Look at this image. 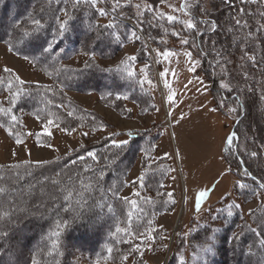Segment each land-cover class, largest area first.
I'll use <instances>...</instances> for the list:
<instances>
[{
    "label": "trees",
    "instance_id": "trees-1",
    "mask_svg": "<svg viewBox=\"0 0 264 264\" xmlns=\"http://www.w3.org/2000/svg\"><path fill=\"white\" fill-rule=\"evenodd\" d=\"M148 2L155 10L161 0H148ZM61 6L53 5V7ZM42 7H44L43 0H0V44H5L8 48L11 44L15 47V52H11L15 56L22 59L27 56L29 60L34 61L35 63L30 64L29 60H26L34 70L50 79L51 85L46 87L56 91L54 95L53 92H46L40 85L25 83V91L16 104L11 106L12 115L16 116L18 123L13 124L8 116L0 114V124L4 125L1 129L13 141L16 137L9 135L7 129L12 128L22 139H25V124L29 119L35 120L40 125L52 119L55 121V126L59 125V129L67 127L75 131L87 130L91 133L112 129L104 118L70 100L65 92L96 94L102 104L120 115H125L128 111L123 108V103L126 100L135 99L136 86H132L134 83L130 77L126 76L125 71H104L102 69L109 68L99 65L98 60L116 57L126 45L131 43L129 36L132 30L121 21H117V27L114 29L104 28L103 26L107 23L99 21L96 9L85 5L73 12V19L68 25L69 30L62 40H58L54 55L59 60L53 65L50 58L42 54L40 47L44 41L51 39V32L55 28L50 18L41 13ZM241 8L250 14L244 16V19L249 21V28L234 33L227 32L226 28L232 26L230 17L237 15L238 9ZM202 9L207 10V16L203 18L216 21L218 30L214 33H206L204 36H199L195 30H191L189 37L192 44L195 40L198 45L194 47V50L200 59V70L211 85L214 99L220 100L219 93L222 91L219 89L220 71L209 63L213 59L211 51L213 45L215 49L225 52L230 61L228 63L230 79L233 84L239 85L232 92L223 91L224 96L227 97L226 103L236 107L235 100L238 97L242 104L235 113L236 124L232 133L237 134V139L234 141L233 151L224 152L223 157L228 169L237 180L249 185V188L245 190L235 185L233 190L239 199L246 202L253 197V189H256L257 185L249 177L241 174L243 170L247 168L257 178H264L262 150L264 146V75H262L264 73V31H256L258 23L264 22L259 16V12L264 10V5L242 4L240 0H232L231 5L224 3V0H194L191 10L188 11L190 16L187 17L198 21L202 18ZM123 11L127 16L131 15L134 18L133 13L128 9ZM30 16L37 18L44 16L49 23L37 39H25L23 43H20L23 34L16 26L20 25L21 28L28 26ZM150 17L147 13L140 29L142 28L147 42L151 46H157V40L162 37V31L160 32V28L154 29L151 23H148ZM154 21L153 24L156 25V20ZM158 26L161 27L162 24ZM197 27L203 26L198 24ZM248 31L254 33L253 41L244 40V34ZM113 32L120 36L119 41L112 35ZM132 44L137 48L135 62H146L152 65L143 44L139 41ZM245 48L250 54L255 55L256 66L246 60L241 61V51ZM202 51L207 52L208 55H203ZM79 53H90L95 56V61H90L89 56L86 55L87 60L81 68L63 65ZM86 62L91 66L85 67ZM65 68H70L72 71H64ZM57 69L61 70L57 71ZM244 72L249 75L247 81L243 79ZM47 73L52 75L49 76ZM0 78L5 80V84L0 85V101L4 102L2 106L9 107L7 104L9 94L6 90L8 74L1 71ZM60 88H63L62 93L59 92ZM143 94L145 95L142 96L151 99L148 92ZM125 96L127 99H123ZM49 101L51 103H48ZM150 102L148 109L138 102V110L152 111L154 105L152 101ZM57 105L62 106L57 107ZM217 106H219L218 102ZM69 112L72 113L71 116L68 115ZM130 131L133 135L130 138L127 137L129 144L110 167H104L107 163L104 157L108 154L110 140L119 137L108 136L97 142L85 144L82 148L75 149V152L71 151L60 156L59 163H49L42 167H38L37 163L33 162H28L27 167H25L26 162L17 163L21 165L19 168L13 167L17 164L0 166V187L6 189L4 193H0V206L3 211L12 213L10 219L0 222V230L7 232V235L0 236V264H32L33 259L39 261V264H98L103 261L111 264H126L127 261H122L121 257L129 253L130 245L117 242V237L124 236V233H115L117 226L121 228L130 226L131 231L137 234L156 229L152 232L155 237L154 243L135 241L141 251L130 256L131 264H148L146 254L154 251L159 244L165 251L167 239L164 237H167V234L163 228L157 227L156 221L160 215L172 213L178 205L175 194L172 197L174 204L169 202L167 195H158V193H168L166 181L169 175V162L166 158H157L156 144L159 135L154 134L152 129ZM126 132L128 131L118 133ZM44 138L45 136H41L38 142L36 138L35 141L39 144H48L49 138ZM88 151L97 154L99 164L87 157ZM115 151L118 150L112 149V152ZM252 151L257 152L255 158L249 155ZM146 152L155 162L145 160ZM81 154L85 156V161L77 159ZM139 156H141V175L144 179L142 186L139 182L135 185L130 183V186L141 194L139 197L133 196L128 199L137 200V208L133 209L131 204L126 203L121 197V193L129 185L126 183L128 174ZM73 159H77L75 165L72 164ZM55 160L56 158L50 161ZM85 164L92 165L97 170L103 167L105 177L91 191H83L84 201H86V203L82 201L83 207L73 202L74 210L64 212L62 208L67 206V201L63 200L64 193L59 191V186L52 185L50 179L57 178L59 173L61 175L58 178L61 179L62 184H67V176L71 175L76 189L73 192V201H75L77 193L82 191L79 180L93 176L91 172L83 171ZM29 172L31 175L28 174ZM76 173L81 175L76 176ZM42 180L43 185L39 183ZM94 181L95 176H93ZM85 183L88 181L85 180ZM31 185H36L33 190L36 195L29 198L25 193ZM41 187L55 195L57 199L52 201L48 196H40ZM113 192L116 194L114 195ZM22 196L28 200L29 211L26 213L14 211L20 205ZM146 198H151V202H148ZM34 204L41 206L37 209ZM259 205L260 203L251 210L254 214L247 215L246 218L241 215L239 209L234 210L232 217H228L226 212L225 217H222L223 214H218L216 210L208 212L204 220L190 231L187 238L184 237L185 235H180L174 240L173 251L167 264H182V261L184 264H244V260L247 259L253 264H264V249L259 246V241L264 239V234L258 236L247 230L241 231L245 224L256 226L255 221L264 211ZM53 206L57 208V211L52 210ZM129 211L133 213L131 218L128 216ZM213 229H217L214 250L212 253H205L201 249L208 242L209 236L213 235ZM56 232H59L58 237L52 235ZM235 234H239L240 238L234 239ZM126 238L132 239V237ZM53 243L57 244L56 249H52ZM108 248H112L111 253L108 252ZM184 248H188V255L182 252ZM49 251L53 252L52 256L48 255Z\"/></svg>",
    "mask_w": 264,
    "mask_h": 264
},
{
    "label": "rangeland",
    "instance_id": "rangeland-1",
    "mask_svg": "<svg viewBox=\"0 0 264 264\" xmlns=\"http://www.w3.org/2000/svg\"><path fill=\"white\" fill-rule=\"evenodd\" d=\"M136 2H139V0H136ZM193 2L194 0H189L191 7L188 11L191 10ZM167 3L179 8L181 0H167ZM98 7L106 6L98 5ZM126 9L133 13L134 18L124 13L127 18L117 17V21L128 23L127 25L132 31H136L142 39L146 40L140 27L138 28L136 25L135 9ZM155 11H162L166 15H177L182 20L189 19L183 13H173L166 4L161 2ZM149 15L152 19V13H149ZM111 18V16H99V21L108 23ZM153 22L155 21L153 20L151 25L154 29L158 30L160 28L162 37L157 40V46H151L147 42V54L152 62L147 80H145L144 74L140 72V69L147 63H132V70L135 71L136 75L130 77V79L134 83L132 86H136L137 93L134 100H126L123 103V108L127 111L131 109V112L128 111L125 115H120L110 107L102 104L96 94H79L67 91L65 95L70 100L104 118L112 126V129L97 133L76 130L66 134L53 125L49 129L52 135L47 136L43 135L44 125L29 119L25 124L24 132L26 136L23 139L24 143L18 145L0 127V166L23 162L50 161L66 155L73 149H78L80 145H87L111 136L113 132L152 129L154 134L159 135L156 144L157 158H166L169 162V175L166 181L167 191L175 194L178 205L172 213L162 214L156 221L157 227L163 228L167 234L165 251L159 244L157 250L147 253L145 258L148 264H167L173 251L174 240L180 235H185L184 237L187 238L190 231L204 220L206 214L223 207L226 199L242 203L243 213L241 215L246 218L249 211L255 209L264 197H257L253 194L249 201L244 202L233 191L237 178L228 169L224 161L222 148L226 147L225 138L232 133V129L236 124V114L228 112V108L233 106L226 103L227 97L223 93L225 89L219 87L222 91V93H219L220 100L216 99V101L214 99L211 85L200 70V63L195 65L194 72L189 70L195 60H200L189 37L191 30L186 29L181 24H169L166 20L156 21V26ZM161 24L163 28L158 26ZM165 28L168 29L167 34L164 32ZM172 31L180 32L181 36L189 40V44H180L179 38L171 35ZM162 39L166 43H163ZM132 43L131 41L126 45L116 57L109 60H98L99 65L108 68L117 67L120 65L121 60L129 55H135L137 52L136 46ZM154 49L170 50L177 55L170 56L168 59H164L163 56L156 57L155 52L152 51ZM186 51L192 52V62L187 59ZM86 60L87 56L79 53L64 62L63 65L71 68H81ZM157 60H159L158 63ZM5 67L11 68L26 84L51 85L48 77L34 70L26 60L9 52L5 44H0V73ZM162 71L167 72L166 77L160 75ZM125 74L127 76L126 72ZM148 80L151 83H148ZM165 80L171 87V91L176 93L175 104H169L167 101V96L170 93L169 88L165 87ZM201 80L203 84L200 83ZM139 81H143V83ZM144 92H148L151 99L142 96L145 95ZM137 101L147 109L151 103L150 101H152L154 109L150 112H140ZM217 102L219 106H217ZM221 103L224 106H221ZM146 108L145 110H147ZM181 116H183V119H180ZM83 132H89L90 134L85 137L82 135ZM29 133L32 135H29ZM36 134H39L40 137L45 136L44 139L49 138L50 142L48 144L36 143ZM117 139H127V136H121ZM48 145H51V147H48ZM262 150L264 155V146ZM141 172V156H139L128 174L126 183L129 185L122 191V198L131 199L133 197L132 193L136 191L130 186V183L136 181ZM205 189L209 190L210 199L206 197L203 201H200V205L204 210L197 213L194 211V201L198 193ZM228 193H231V195H227ZM219 205L223 206L219 207ZM225 215L223 214L222 217H225ZM182 252L186 255L189 254L188 248H184ZM244 261V264H253L249 259ZM98 264L111 263L103 261ZM126 264H131V261L128 260Z\"/></svg>",
    "mask_w": 264,
    "mask_h": 264
},
{
    "label": "snow or ice",
    "instance_id": "snow-or-ice-1",
    "mask_svg": "<svg viewBox=\"0 0 264 264\" xmlns=\"http://www.w3.org/2000/svg\"><path fill=\"white\" fill-rule=\"evenodd\" d=\"M44 2V7H42L40 9L41 13H43L44 15L48 16L50 18V20L54 23L55 28L54 30L51 32V39H48L46 41H44L43 44L40 45L41 47V51L42 54H44L47 58H50V60L53 62V65H55L59 58L57 56L54 55V50L56 47H58V40H62L65 36V33L69 30L68 25H69V21H71L73 19V12L79 10L81 7L87 5L90 8L96 9V11L98 12L100 17H109L111 16L112 18L108 21L107 24H105L103 27L106 29H114L117 27V17H120L121 19H126L127 17L124 14V9L126 8H132L135 9V19H136V25L139 28L143 23H144V18L146 16L147 13H152V19L148 20V23H152L153 20L156 21H160V20H166L169 24H181L183 25L186 29L188 30H195L196 34L199 36H204L206 33H214L218 30V24L216 21L211 20V19H206L203 18L205 16H207V10L206 9H202V18L199 19L198 21H195L191 18L186 19V20H182L179 18V16L177 15H166L164 12L162 11H155L153 6L148 2V0H139V2H136V0H43ZM240 2L242 4L245 3H253V4H258V5H264V0H240ZM162 4H166L167 7L173 12H179V13H183L184 16H190V13L188 12V9L191 7L189 0H181V5L179 8L174 7L171 4L167 3V0H161ZM224 3L231 5L232 0H224ZM53 5H62L61 7H53ZM98 5H105L106 7H98ZM245 15H250L248 13L245 12V10L243 8L238 9L237 11V15L235 16H231L230 19L232 21V26H229L226 28V31L229 33H234V32H239V31H243L244 29H248L249 28V21L247 19H244ZM259 16L261 18V21H264V10H261L259 12ZM30 23L28 26L21 28L20 25H17L16 27L19 28L22 31V39L19 41L20 43H23L25 39H37L39 37L40 34H42L45 30H46V26L49 23V20L44 19V16H41L40 18H37L35 16H30L29 18ZM43 20V22H42ZM202 25V28H198L197 25ZM156 26V25H154ZM162 27V26H161ZM142 31V28H141ZM257 32L260 31H264V22L258 23L257 28H256ZM165 34H167L168 29H164ZM112 35L115 37V39L117 41L120 40V36L117 35L115 32L112 33ZM172 36L179 38V42L182 45H188L189 44V40L187 38H184L183 36H181L180 32L178 31H172L171 33ZM254 38V33L251 31H248L244 34V40L245 41H253ZM129 39L135 43L137 41L141 42L143 44L144 50L148 51V45H147V41L142 39L141 35H139L136 31H132L130 33ZM235 39V37H234ZM163 43H166V41H164L162 39ZM46 45V46H45ZM193 46L194 47H198V45H196L195 40H193ZM9 52H15V47L13 45L10 44L9 48H8ZM155 52L156 57H160L163 56L164 59H168L170 56H174L177 55L176 53L170 51V50H164L161 51L159 49H154L152 50ZM212 53H213V59L209 62L210 65L213 68H218L220 71V83H219V87L221 89H225L228 92H232L234 90H236L239 85L238 84H233L232 80L230 79V72L228 70V63L230 62L225 54V52L223 50L220 49H215L214 45L213 48L211 49ZM84 55H88L89 56V60L90 61H95V56L90 54V53H83ZM203 55H208L207 52H203ZM185 55L187 57V59L192 62V52L190 51H186ZM25 60H29V58L27 56L24 57ZM137 57L135 55H129L127 56L125 59L120 61V65H118L115 69H102L104 71H125L127 73L128 77H135L136 73L134 70H132V63H134L136 61ZM241 61H248L251 62V64L253 66L257 65V61H256V57L253 54H250L248 52V50L245 48L241 51V57H240ZM157 63L159 62V60L156 61ZM30 64L35 63L34 61L29 60ZM200 63V60H195L192 63V66L190 67V71H195V65H198ZM91 66L89 63L86 62L85 67H89ZM63 67V66H61ZM241 67L243 68V64H241ZM150 69V65L146 64L143 68L140 69V72L142 74H144L145 80H147V74L148 71ZM61 69H57V71H60ZM64 71H69L71 72L72 69L70 68H65L63 69ZM4 73L8 74L9 79L6 81L7 83V92H8V97H7V104L9 105V107H4L3 105V101H0V114H3L5 116H8L10 121L13 124L18 123V120L16 118L15 115H12V107L14 106L18 100V98L21 96V94L25 91L24 89V85H25V81L19 76L17 75L11 68H7L5 67L3 69ZM49 76L52 75V73H47ZM161 76L166 77L167 76V72H161L160 73ZM173 75H175L173 73ZM243 79L245 81H247L249 79V75L247 72H244L243 74ZM262 75H264V73H262ZM140 83H143V81H139ZM148 83H151L150 80L147 81ZM201 84H203V81H200ZM5 84V80L0 78V85H4ZM40 87H43L44 90L46 92H53V94H56V91H54V89L50 88V87H46L43 85H40ZM165 87L169 88V95L167 96V101L169 104H175L176 103V93L171 91V87L168 85L167 80H165ZM242 90V89H241ZM59 92L62 93L63 92V88L59 89ZM120 97H118L119 99ZM123 99H127V97H123ZM48 103H51L50 101ZM236 103V107H230L228 108V112L229 113H237L238 111V107H242V104L239 100V98L237 97L235 100ZM62 105H57V107H60ZM221 106H224L221 103ZM129 112H131V109H128ZM213 111H215V109H213ZM68 115H72L71 112L68 113ZM37 119H39V115H37ZM180 119H183V116L180 117ZM55 124V121L52 119H48L47 122L44 124L43 127V135H47L50 136L52 135V133L49 131V129ZM57 127H59V125H56ZM0 127H4L3 124H0ZM9 132V135H13L16 137L15 142L19 145V144H23L24 140L21 138L20 135H18L17 133H15L12 128H8L7 129ZM61 131L67 133H71L74 132L75 129L72 128H62ZM105 131H107V129H105ZM90 133L89 132H83L82 135L87 137ZM29 135H32L31 133H29ZM121 135L127 136V137H132L133 132L128 131L126 133H118V132H113L111 134L112 137H120ZM40 139V135L36 134V140L37 142ZM237 139V134L235 132L230 133L226 138H225V144L226 147L222 148V152H231L233 151V144L234 141ZM129 144V139H111L110 140V144H109V148H108V154L104 157L105 161H107V163L104 165V167H110L111 164L115 163V161L119 158L120 153L124 150V148ZM48 147H51V145H48ZM80 147L82 148L83 145H80ZM112 149H116L118 151L112 152ZM76 150L73 149V152H75ZM70 155V154H69ZM249 155H251L253 158H255L257 156V152L252 151L251 153H249ZM87 157H90L92 161H94L96 164H99L100 161L97 160V154L93 151H88L87 152ZM79 161H85V156L84 155H78L77 158ZM77 159H73L72 160V164L75 165L77 163ZM60 158L57 157L55 161H38L37 166L38 167H42V166H46L49 163H59ZM145 160H153V158L147 154H145ZM153 162H155L153 160ZM241 163H243V161H241ZM28 162H26L25 167H27ZM13 167L19 168L21 167V165L17 164L14 165ZM150 167V165H149ZM230 170V169H229ZM84 172H91L93 174V176H95V181L93 182V176H87V177H83L79 180V184H80V188L82 191L77 193V197L75 199V201H73V192L76 190L75 189V183L73 181V177L71 175L67 176V184H62L61 179L58 178L60 177L61 174H57V178H51L50 179V183L52 185L55 186H59V191L61 193H64L63 195V200L67 201V206L63 207L62 210L64 212H68L70 210H74L73 209V202L79 206V207H83V203H86V201H84V197H83V191H91L93 189V187L96 184H99L100 181H103L104 177H105V172H104V168H100L99 170H97L95 167H93L92 165H87L85 164V167L83 169ZM174 171V170H173ZM29 175H31V172L28 173ZM243 176L245 177H249L252 181H254L257 185L256 189H253V194L257 197H264V178H257L256 176L252 175L247 168H245L243 170V172L241 173ZM76 176H80V173H76ZM174 178V177H173ZM143 176H139L137 181H132L131 183L133 185H135L137 182H139L142 186L143 184ZM85 180L88 181V183H85ZM41 185L44 184V181H40L39 182ZM218 183V182H217ZM236 186H238L239 189L241 190H245L249 188V185L247 183H243L240 182L239 180H237L235 182ZM69 185H72L71 187H69ZM126 186V185H125ZM163 187V185H161ZM36 188V185H31L27 192L25 193V195L29 198L33 197L36 195V192H34L33 190ZM6 191V189L0 187V193H4ZM102 191V189H101ZM212 191H214V189H212ZM39 194L40 196H48L50 200L55 201L57 199V197L53 194L48 193L43 187H41L39 189ZM113 194L115 195L116 193L113 192ZM132 195L134 197H139L141 194L139 191L133 192ZM158 195H167L169 202L171 203H175L174 199H172L173 197V193L168 192V193H158ZM227 195H231V193H228ZM209 198L210 199V192L208 189H205L203 191H200L198 193V196L196 197L195 201H194V211L197 213H201L203 212V208L200 205V201H203L205 198ZM125 200L126 203L131 204L133 209L137 208V200L132 199V200H128L127 197L123 198ZM146 200H148V202H151V198H146ZM83 201V203H82ZM28 204V200H26L23 196L21 197V201H20V205L14 209V211L19 212V213H26L29 211V208L27 207ZM40 204H34V207H36L37 209L40 207ZM259 207L261 209H264V199L261 200ZM239 209L241 210V213H243V206L242 203H238L236 201H228L227 199L224 201V206L221 208H217L216 212L218 214H224L226 212L228 217H232L234 214V210ZM53 211H57V208L55 206L52 207ZM111 211V209H109ZM132 212L129 211L128 216L129 218H131L132 216ZM254 213L252 211H249L248 215L252 216ZM12 213L8 212V211H3L2 206H0V222H3L5 219H10L11 218ZM131 224V220L129 219V225ZM256 226L253 227L252 225L249 224H245L242 226L241 231H250L252 233H255L256 235H262L264 234V211L261 212V216L258 218L257 221H255ZM59 227V224L57 225ZM156 229H151V231L146 232V233H133L131 231V228L129 226V228H121L119 226L116 227L115 229V233L119 234V233H124V236H119L117 237V242L118 243H127L130 245L129 248V253L125 254L121 257L122 261H128L130 259V256L133 253H140V247L136 246L135 241L136 240H140L141 243H154L155 241V237L152 235V232H155ZM217 229H213V235L209 236L208 238V242L202 247V251L205 253H212L214 250V245H215V233H216ZM7 235V232L4 230H0V236H5ZM52 235L55 236H59V232L53 233ZM126 237H132V239H127ZM240 235L239 234H235L234 235V239H239ZM164 239H167V237H164ZM259 246L261 249H264V239H261L259 241ZM57 248V244L53 243L52 244V249H56ZM108 252L111 253L112 252V248H108ZM49 256L53 255L52 251L48 252ZM142 256V254H141ZM32 264H39V261L33 259ZM182 264H184V262L182 261Z\"/></svg>",
    "mask_w": 264,
    "mask_h": 264
},
{
    "label": "water",
    "instance_id": "water-1",
    "mask_svg": "<svg viewBox=\"0 0 264 264\" xmlns=\"http://www.w3.org/2000/svg\"><path fill=\"white\" fill-rule=\"evenodd\" d=\"M128 24V23H127ZM131 26V24H129Z\"/></svg>",
    "mask_w": 264,
    "mask_h": 264
}]
</instances>
